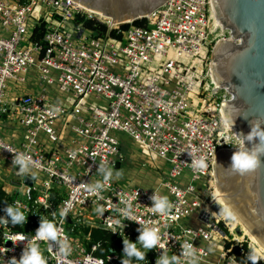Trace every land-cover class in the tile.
<instances>
[{
	"label": "built area",
	"instance_id": "built-area-1",
	"mask_svg": "<svg viewBox=\"0 0 264 264\" xmlns=\"http://www.w3.org/2000/svg\"><path fill=\"white\" fill-rule=\"evenodd\" d=\"M80 12L73 0H0V124L22 130L19 146L0 136V160L16 168L22 186L0 206V217L8 221L0 225V261H19L45 219L70 247L62 255L57 241H37L46 264H121L125 258L116 248L108 246L103 256H96L99 243L89 246L77 230L88 225L109 231L121 239L123 249V241L135 242L143 230L139 221L158 229L164 245L151 248L154 264L165 252L187 264L185 243L192 245L196 264H241L224 244H215L222 239L221 231L205 218L213 212L207 205L212 197L202 194L204 188L195 190L191 182L211 185L216 153L238 148L224 139L237 133L221 117L219 103L230 98L220 85H213L209 57L204 74L191 64L193 57L201 66L213 43L230 37L215 24L211 0H166L141 19L144 25L131 23L124 30L110 26L101 35L74 22ZM41 23L42 39L36 42L32 31ZM30 67L36 68L37 89L13 92L7 82L20 89ZM91 95L107 104L89 102ZM113 130L127 133L150 161L170 164L156 189L118 183L112 176L105 182L101 167L118 168L124 159L110 134ZM40 133L48 146L38 142ZM16 154L30 160L27 173L13 164ZM199 156L207 158L204 170L192 168V159ZM184 170L190 182H176ZM97 182L104 187L89 191ZM160 186L172 205L167 215L151 211L152 197L163 196ZM8 206L25 212L20 231L12 228ZM64 209L67 214L61 216ZM192 217L196 225L183 222ZM20 234L27 239L16 240ZM209 246L220 249L219 259L209 260ZM136 247L141 245L137 242Z\"/></svg>",
	"mask_w": 264,
	"mask_h": 264
},
{
	"label": "water",
	"instance_id": "water-1",
	"mask_svg": "<svg viewBox=\"0 0 264 264\" xmlns=\"http://www.w3.org/2000/svg\"><path fill=\"white\" fill-rule=\"evenodd\" d=\"M75 1L125 25L143 19L166 0ZM211 4L230 37L213 43L209 74L215 80L213 85H220L229 94L230 100L219 103L221 117H233L237 136L247 137L254 125L264 131V0H211ZM260 146L262 142L255 135L251 141L243 140V147L249 151ZM237 150H219L212 170L217 171V183L225 196L239 198L235 207L264 242V154L259 155L261 163L253 173L240 176L228 169ZM207 205L220 213L215 201Z\"/></svg>",
	"mask_w": 264,
	"mask_h": 264
},
{
	"label": "clouds",
	"instance_id": "clouds-1",
	"mask_svg": "<svg viewBox=\"0 0 264 264\" xmlns=\"http://www.w3.org/2000/svg\"><path fill=\"white\" fill-rule=\"evenodd\" d=\"M233 120V117L226 114L224 117V124L231 129L233 126ZM258 123L259 121H256V124ZM253 135L260 138L262 146L256 148L255 150L249 151L243 147V140L246 138L251 141ZM224 139H226V144L238 146V150L233 152L230 157L231 163L228 169H230L232 173L245 176L253 173L259 167L261 163L259 155L264 154V131H260L258 127L254 125L253 131L250 132L247 137L234 135L225 137ZM189 155L191 156V153H189ZM30 163V160L23 154H16L13 160V164L20 165L19 172L21 174L28 172ZM191 164L194 170H204L208 166L206 156H199L192 159ZM101 171H104L103 176L106 182L111 176V171H105L103 167H101ZM103 187L104 184L97 182L94 185H90L88 190L97 192ZM152 199L155 201V203L154 206L151 207V211L153 213L167 215L172 207L168 201V198L155 195L152 197ZM5 211L7 215L11 217V222L13 224L23 225L25 222V212L21 211L19 207L8 206L6 207ZM103 211L104 209L97 208L98 213L102 214ZM220 213L223 215L226 221H235L238 218L235 210L227 203L221 207ZM60 214L61 216H66L67 209L62 210ZM122 215L128 217L129 213L124 211L122 212ZM139 222L144 225V227L137 240L135 242H130L129 240L123 241V253L124 257L127 259H122L121 264H130L129 258H135L137 261L145 259V252L140 251L136 247L137 242L142 248L146 250L152 248L153 246H158L161 249L164 248V245L161 243V237L158 229L154 227H147L143 221ZM7 223L8 221H6L3 217H0V225L6 226ZM15 239L18 241H24L27 239V237L20 234L17 235ZM39 240L57 241L59 245V253L62 255H67L70 252V247L67 240L59 238V233L55 225L52 222L41 219L40 226L35 232V238L31 243L28 244V249L23 252L19 261H17L14 257H9L7 262L3 260L0 261V264H46V260L40 251L39 245L37 244V241ZM11 241L13 244L16 243L13 240ZM182 249V255L185 257L187 264H196V254L192 245L185 243L182 246ZM0 255H2V253H0ZM170 260L172 264H179V261L175 255L169 257L166 252L163 256L157 259L156 264H169ZM248 261H251V264H257L258 261H264V252L259 251L255 247L248 249L246 257L241 261V264H247Z\"/></svg>",
	"mask_w": 264,
	"mask_h": 264
},
{
	"label": "rangeland",
	"instance_id": "rangeland-1",
	"mask_svg": "<svg viewBox=\"0 0 264 264\" xmlns=\"http://www.w3.org/2000/svg\"><path fill=\"white\" fill-rule=\"evenodd\" d=\"M79 16L83 17L84 19H94L95 21L101 24H104L106 27H110L106 23L104 18L98 17L96 15H90L82 9H81V12L79 13ZM131 23L129 22L126 25L129 26ZM85 34H87V32H85ZM5 37H7V35H5ZM207 57H209L208 54L206 58L202 61L201 66L196 64V61H194V58L192 59L193 63L191 64H193L194 67H197L198 70L202 69L203 70L202 74H204L205 69H206L205 64L208 63ZM24 76L26 79L25 85L32 86V87L36 86L34 84V81L36 80V68L35 67L28 68ZM7 83L10 86V88L13 89V92H17L19 90L12 84L11 81H8ZM25 85L24 86L22 85V86L25 87ZM51 97H53V95H51ZM88 101L94 102L96 104H102V105L107 104V100L103 98H96L94 95H91ZM4 126L5 124H0V136L3 139L7 140V138L9 137L10 131H8L7 128H5ZM110 134L113 135L118 140L119 151L124 158L123 162L120 164L118 168L109 169L111 171V176L113 177V179L118 183H128L132 186L141 187L149 191H153L154 189H156L159 185L160 177L164 176L163 173L167 175L168 170L170 169V164H168L164 160L163 161L161 160L150 161L149 158L144 157L140 153L138 146L135 143H133L132 139L127 133L123 131L113 130L110 132ZM10 142L16 146H19V143H20V142L19 143L13 142L12 140ZM38 142L43 145H47V142L44 140V136L42 133H40L38 136ZM15 170H16L15 167H12L8 165L5 161L0 160V173H1V177L4 178L3 180L4 183L3 181H0V188L1 186H5L6 185L5 183H11V182H8L7 180L8 178L18 179L16 178L17 176L14 174ZM33 173L34 175H37L34 171ZM174 180L182 184L189 183L190 174L188 173V170L182 171L179 176L174 178ZM213 181H214V178L213 180L211 179V185H209V183L205 181L204 187L202 185L201 180H194L191 182L195 190H202L204 188L202 190V194L205 197L211 198L212 193L214 194V188H215ZM158 192L162 194L164 197H168L167 191L164 187L160 186L158 188ZM53 202L54 203L59 202V194H55V196L53 197ZM191 220L192 218H187L183 222L188 223V222H191ZM211 220L216 224V226L221 231L219 234L221 235L222 239L221 240L218 239V241L215 242L216 245L218 244L223 245L226 242V243H230V245L232 246H237L240 249H242V245H245L247 249L255 247L256 249L259 250V248L253 242H251L250 239L245 234H243V231L240 229V227L234 224V221H226L223 217H219V216L218 217L216 216L215 218L212 217ZM91 228H96V227H89L88 225H82V226H79L77 230V233L83 238L84 242L87 243L89 246L91 244H95L91 240V236H90ZM120 242H121V239H120ZM200 244L203 247L206 246V243L204 242H200ZM209 247L211 248L213 246H209ZM116 249L119 252V255L121 257L127 259L126 257H124L123 249L121 248H116ZM139 250L142 252H145V259L137 261L135 260V258H129L130 263L134 262L137 264H154L153 259H152L151 248L146 250L140 247ZM219 256H220V249H219L218 257ZM145 261H148V263H146ZM257 263L264 264V261H258Z\"/></svg>",
	"mask_w": 264,
	"mask_h": 264
},
{
	"label": "trees",
	"instance_id": "trees-1",
	"mask_svg": "<svg viewBox=\"0 0 264 264\" xmlns=\"http://www.w3.org/2000/svg\"><path fill=\"white\" fill-rule=\"evenodd\" d=\"M74 22L76 24L78 23H82L83 27L85 29L88 30H92L94 31V33L101 35L104 34L106 32L107 27L104 24H101L97 21H95L94 19H84L83 17L77 15L74 18ZM132 24L135 25H144V21L143 20H136L134 22H132ZM127 27V25H121L120 28L121 30H124ZM43 24L41 23L40 25H36L33 28L32 31V39L36 42H40L42 39V35H43ZM111 35L114 37H118L119 34H116L114 32H111ZM8 198L7 195H5V193L3 191L0 190V206H2L6 200ZM12 228L15 231H20L21 227L19 224H13L12 223ZM90 236H91V240L94 243H99V247L96 248L95 252L93 253L96 256H103L106 252V248L108 246H112L114 248H119L120 247V239L118 236H116L115 234H112L109 231L100 229V228H91L90 230ZM224 249H230V253L231 255L234 256V258L241 263L242 260L245 259L246 254L248 252V249L246 248L245 245H242V249L238 248L237 246H231L230 243H224ZM260 264V263H257Z\"/></svg>",
	"mask_w": 264,
	"mask_h": 264
},
{
	"label": "bare ground",
	"instance_id": "bare-ground-1",
	"mask_svg": "<svg viewBox=\"0 0 264 264\" xmlns=\"http://www.w3.org/2000/svg\"><path fill=\"white\" fill-rule=\"evenodd\" d=\"M74 3H76L82 10H84L85 12H87L88 14L90 15H96L98 17H102L104 18V20L106 21V23L111 26V27H114V26H117L119 25V22H116L114 21L113 19L111 18H107L105 16H103V14H101L100 12L96 11V10H93L89 7H87L86 5L78 2V1H75L73 0ZM213 8V7H212ZM212 16L214 17V20H215V24L221 26L223 29L224 26L222 25V23L220 22V20L218 19L215 11L213 10V14ZM191 59H193V57H191ZM194 61H197L196 59ZM217 156V155H216ZM217 171L213 168L212 170V174L214 175V194L212 193L211 197H212V200L215 201L219 206L220 208L225 204H229L232 206V208L235 210L236 214H237V219L234 221V224L238 225V227H240V229L243 231V234H245L251 242H253L261 252H264V242H262V240L260 239V236L252 231V229L250 228L249 224L247 223V221L240 215V213L238 212L237 208L235 207L236 205V202L239 200V198H234V197H231L232 200H230V196H225V194L222 192L220 186L218 185L217 183V177H216V173ZM218 214V215H217ZM208 216L209 218L211 219L212 217L215 218L216 216L218 217H223V215L221 213H215V212H210V213H206L205 214V218L208 219ZM224 218V217H223ZM217 249H219L218 247H216Z\"/></svg>",
	"mask_w": 264,
	"mask_h": 264
},
{
	"label": "crops",
	"instance_id": "crops-1",
	"mask_svg": "<svg viewBox=\"0 0 264 264\" xmlns=\"http://www.w3.org/2000/svg\"><path fill=\"white\" fill-rule=\"evenodd\" d=\"M23 86H21V88L19 89V93H21V92L22 93L23 92L24 93L33 92L38 87L37 85L33 86V87L27 86V85H25V87H23ZM2 122L5 123L4 120H2ZM4 127L7 128L8 131H10L9 137L7 138L8 140H12L13 142H17V143L21 142V140H22V130L21 129L14 126L13 124H5ZM68 134L66 133L65 136H68ZM44 140H45V137H44ZM47 146H48V144H47ZM16 178H18V179L8 178L7 179L8 182H11V183H5L6 185L1 186V188H0V190L3 191L5 193V195H7L8 197H10L11 195L12 196L15 195V194H17V192L22 190V186L20 184L21 178L19 176H17ZM3 180H4V178L1 177V175H0V181H3ZM3 183H4V181H3ZM24 183H26V182H24ZM27 185H30V184H27ZM188 223H190L192 225H196L197 223H196L195 217H192L191 222H188ZM218 254H219V249H217L214 246L211 247L210 253H209V260L215 261L217 258L219 259Z\"/></svg>",
	"mask_w": 264,
	"mask_h": 264
}]
</instances>
